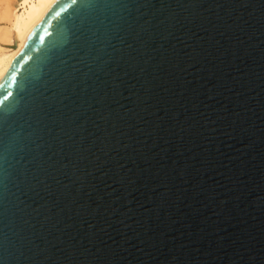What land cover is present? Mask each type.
<instances>
[{
    "label": "water",
    "instance_id": "1",
    "mask_svg": "<svg viewBox=\"0 0 264 264\" xmlns=\"http://www.w3.org/2000/svg\"><path fill=\"white\" fill-rule=\"evenodd\" d=\"M0 85V264H264V0H59Z\"/></svg>",
    "mask_w": 264,
    "mask_h": 264
},
{
    "label": "bare ground",
    "instance_id": "2",
    "mask_svg": "<svg viewBox=\"0 0 264 264\" xmlns=\"http://www.w3.org/2000/svg\"><path fill=\"white\" fill-rule=\"evenodd\" d=\"M58 1L0 2V82L10 73L29 38Z\"/></svg>",
    "mask_w": 264,
    "mask_h": 264
},
{
    "label": "snow or ice",
    "instance_id": "3",
    "mask_svg": "<svg viewBox=\"0 0 264 264\" xmlns=\"http://www.w3.org/2000/svg\"><path fill=\"white\" fill-rule=\"evenodd\" d=\"M78 0H72V3L75 4L77 3ZM58 14V13H57ZM0 87H3L2 85H0ZM12 93H8L7 95H4L2 98H0V107L4 106L5 101L8 99L9 96H11Z\"/></svg>",
    "mask_w": 264,
    "mask_h": 264
},
{
    "label": "rangeland",
    "instance_id": "4",
    "mask_svg": "<svg viewBox=\"0 0 264 264\" xmlns=\"http://www.w3.org/2000/svg\"><path fill=\"white\" fill-rule=\"evenodd\" d=\"M13 1H15V2H16L17 0H13ZM0 2H2V0H0Z\"/></svg>",
    "mask_w": 264,
    "mask_h": 264
}]
</instances>
